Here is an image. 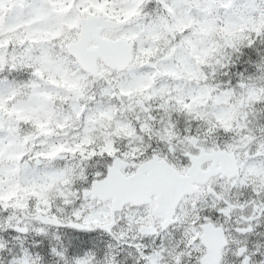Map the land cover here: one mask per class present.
<instances>
[{"label": "snow or ice", "instance_id": "6c2138e0", "mask_svg": "<svg viewBox=\"0 0 264 264\" xmlns=\"http://www.w3.org/2000/svg\"><path fill=\"white\" fill-rule=\"evenodd\" d=\"M0 264H264V0H0Z\"/></svg>", "mask_w": 264, "mask_h": 264}]
</instances>
